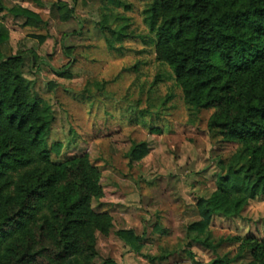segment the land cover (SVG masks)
<instances>
[{"label":"trees","instance_id":"1","mask_svg":"<svg viewBox=\"0 0 264 264\" xmlns=\"http://www.w3.org/2000/svg\"><path fill=\"white\" fill-rule=\"evenodd\" d=\"M99 1L107 7L98 27L117 50L135 37L129 19L109 6L129 7ZM142 17L149 36L138 38L172 71L191 117L213 111L211 140L237 145L218 161L215 190L198 201L201 220L187 234L215 254L209 264L246 256V264H264V239L203 237L213 217H239L249 200L264 197V0H150ZM5 41L0 28V45ZM24 60L0 51V264H114L97 262V235L113 227L107 213L92 207L103 196L101 169L83 156L61 157L63 144L51 141L54 113L24 77ZM142 155L137 147L131 152L134 160ZM119 237L139 250L132 232ZM226 244L236 246L234 257L218 253Z\"/></svg>","mask_w":264,"mask_h":264},{"label":"rangeland","instance_id":"2","mask_svg":"<svg viewBox=\"0 0 264 264\" xmlns=\"http://www.w3.org/2000/svg\"><path fill=\"white\" fill-rule=\"evenodd\" d=\"M0 1L6 36L0 51L24 57V77L54 113L51 141L63 144L61 157L83 156L101 169L103 196L92 207L107 213L113 227L97 235V262L209 264L215 254L193 242L187 228L201 220L198 201L215 190L218 161L237 145L211 140L213 111L191 117L172 71L138 38L149 36L142 11L150 0H122L127 10L108 5L129 19L135 37L117 50L106 46L98 27L103 1ZM12 8L31 16L10 14ZM136 147L143 150L138 160L131 156ZM120 232H132L139 250ZM207 235L215 242L245 235L263 240L264 197L249 200L239 217H213ZM235 248L226 244L218 253L234 257Z\"/></svg>","mask_w":264,"mask_h":264}]
</instances>
